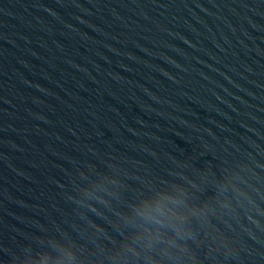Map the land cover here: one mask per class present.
Wrapping results in <instances>:
<instances>
[{
    "label": "water",
    "instance_id": "water-1",
    "mask_svg": "<svg viewBox=\"0 0 264 264\" xmlns=\"http://www.w3.org/2000/svg\"><path fill=\"white\" fill-rule=\"evenodd\" d=\"M0 264H264V0H0Z\"/></svg>",
    "mask_w": 264,
    "mask_h": 264
}]
</instances>
